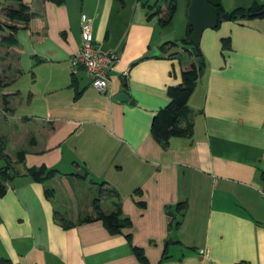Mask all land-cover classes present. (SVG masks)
Segmentation results:
<instances>
[{
  "label": "crops",
  "instance_id": "crops-1",
  "mask_svg": "<svg viewBox=\"0 0 264 264\" xmlns=\"http://www.w3.org/2000/svg\"><path fill=\"white\" fill-rule=\"evenodd\" d=\"M21 1L33 14L28 28L15 34V45L0 43L8 108L20 110L5 119L14 126L5 123L1 131L8 144L16 134L5 147L16 175L0 197V260L139 264L131 250L137 247L148 264H264V17L220 20L202 33L204 68L187 101L193 134L162 145L151 134L152 119L193 61L175 51L189 56L179 43L183 35L157 57L143 58L171 35L160 24L161 9L148 0ZM220 3L229 14L264 0ZM86 22L96 48L120 54L106 94L91 87L84 70L71 68ZM8 35L0 30V42ZM223 39L229 49H222ZM122 79L127 102L114 100ZM18 126L23 137L10 131ZM19 152L23 161L15 162ZM41 166L57 171L50 181L87 179L99 187L98 198L89 188L83 209L64 219L44 182L26 175ZM94 200L105 214L119 208L131 227L111 235L101 221L79 223L93 216ZM182 203L186 209L178 211Z\"/></svg>",
  "mask_w": 264,
  "mask_h": 264
},
{
  "label": "trees",
  "instance_id": "trees-1",
  "mask_svg": "<svg viewBox=\"0 0 264 264\" xmlns=\"http://www.w3.org/2000/svg\"><path fill=\"white\" fill-rule=\"evenodd\" d=\"M16 5H10L1 10V24L0 30L4 29L9 33L8 37H2L0 43H7L9 45H15V34L21 29H27L30 19L33 14L30 12L29 7L21 0H13ZM55 5H62L65 0H50ZM213 5L219 15L224 14L221 7L220 0H206ZM168 15L166 19H161L160 24L167 25L171 22L175 12L176 4L175 0H170L168 3ZM231 20L234 19H256L264 17V4L253 3L249 8L235 9L231 13ZM188 31V28H187ZM191 31V29H189ZM171 41L168 44H173ZM183 45L184 49L189 53L190 57L198 58L199 62L195 61L191 66L181 73V83L175 86L167 88V96L169 97V103L161 108L153 117L151 123V134L154 140L162 145H166L170 138H191L193 134V112L187 107V101L194 92L196 82L201 75L204 63L200 46L193 47L188 41L187 35L179 42ZM229 39L222 40V49H229ZM189 48V49H188ZM7 86L4 80L0 77V101L2 102L3 112L6 114L9 112L8 104L10 95L7 94ZM24 152H19L14 157L15 162H22ZM0 159L6 161V165L0 169V197L6 193V183L12 181L16 173H14L12 160L5 153L4 141L0 139ZM56 170L47 169L45 166L39 168H31L26 171V175L33 181L43 183L55 177ZM264 179V174H262ZM45 196L50 197L52 191L45 189ZM93 216H86L79 220V223H90L92 221H101L105 229L109 234H117L122 228L131 227V221L129 219L121 218V211L117 208L110 213H103L100 210L98 200L92 202ZM178 211L186 209V203H182L177 207ZM58 216L60 220L62 217L55 212V216ZM56 216V217H57ZM63 228H68L71 224H62ZM134 257L139 264H148L143 250L137 247L131 248ZM0 264H10L9 260L2 259Z\"/></svg>",
  "mask_w": 264,
  "mask_h": 264
},
{
  "label": "rangeland",
  "instance_id": "rangeland-1",
  "mask_svg": "<svg viewBox=\"0 0 264 264\" xmlns=\"http://www.w3.org/2000/svg\"><path fill=\"white\" fill-rule=\"evenodd\" d=\"M144 1V0H143ZM149 4L151 6H155V8L157 9H161V11L164 13V18H167L168 15V3L170 0H148ZM175 4H176V12L172 18V21L166 25V28L168 30H171V35H169L167 38L169 37H174L175 39H177L178 37L182 36L185 37L186 33V29H187V9H186V0H175ZM13 5L15 6L16 3L13 0H0V24H1V10L2 8H5L7 6ZM188 8V7H187ZM4 32H6V30H3ZM182 31V32H181ZM176 52H178V54H182V58L184 61L186 60H190V62H194L195 58L192 57V59H190V57L186 54L183 55V52L180 51V49H176ZM185 69H188V66H185ZM6 89H10L9 86H7ZM2 102L0 101V109L3 110L2 107ZM16 111H20L18 106H13V109L10 107L9 108V112H7L6 114H9L7 116H3L0 113V139H2L4 141V145L5 147L7 146V144L9 143L8 141H6L7 137L6 135H2L1 131H5L4 128V124L7 123L9 124L11 127L14 126V120H10V122H6L5 119H8V117L10 118V115L12 113L17 114ZM28 111H30V109H28ZM19 115V113H18ZM12 133H20L23 137L25 135V129L20 128V126H18V130H14L11 128L10 130ZM31 132V130H28ZM29 133V132H28ZM30 134V133H29ZM16 134H12V136L10 137V144H8L9 146L11 145V139L15 138ZM19 136V135H17ZM28 142L26 144H28L31 140V137L29 136V138H27ZM19 142H20V136H19ZM6 165V161L5 160H0V169L2 167H4ZM14 170V169H13ZM61 177H57L54 181H45L44 185L47 189L52 191L51 196L49 197L50 200L53 203L54 209L55 211H57L60 215L63 216L64 219H68L70 220L71 218H74L73 213L75 214V211L77 210L76 208H78L80 206V209H83L84 205H85V200L88 196H85V194L88 192L89 188L91 192H94V189H96V198H98V189L99 187H96L88 182L87 179L85 180H68L69 185L71 186V189L73 190V192H71L69 190V186L67 181H65L64 179H60ZM95 198V199H96ZM106 210H110L111 207L106 204H103V206ZM108 208V209H107ZM185 211V210H183ZM82 212H80L81 214ZM86 214V213H85ZM69 215V216H68ZM72 215V216H71ZM84 215V214H82ZM86 217V216H85ZM170 241V240H168ZM166 243V242H165ZM169 254H175L176 253V247L173 245H170L169 247Z\"/></svg>",
  "mask_w": 264,
  "mask_h": 264
},
{
  "label": "built area",
  "instance_id": "built-area-1",
  "mask_svg": "<svg viewBox=\"0 0 264 264\" xmlns=\"http://www.w3.org/2000/svg\"><path fill=\"white\" fill-rule=\"evenodd\" d=\"M81 45L71 57L70 64L73 71L84 70L91 79V87L100 94L109 91V77L116 70L120 61L118 51L101 52L94 46L93 24L86 22L81 26ZM264 197V190L261 192Z\"/></svg>",
  "mask_w": 264,
  "mask_h": 264
},
{
  "label": "water",
  "instance_id": "water-1",
  "mask_svg": "<svg viewBox=\"0 0 264 264\" xmlns=\"http://www.w3.org/2000/svg\"><path fill=\"white\" fill-rule=\"evenodd\" d=\"M220 20H231V16L229 14H221L217 9L208 3L206 0H189V5L187 8V38L188 41L192 44L193 47H198L202 33L207 29H215L218 26ZM191 29V31H189ZM173 40V37L166 38L161 41L156 48L147 52L143 58H155L158 56L160 49L166 44L170 43ZM195 62L198 63L199 59L195 58ZM123 89L120 93H118L114 100L117 102H127L129 100L127 94L125 93V80L122 79ZM130 104H134V102H130ZM167 216L168 223H172V218L174 214L172 212H168ZM169 230H171L169 228ZM172 241H167L166 244H171Z\"/></svg>",
  "mask_w": 264,
  "mask_h": 264
}]
</instances>
